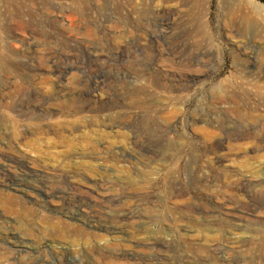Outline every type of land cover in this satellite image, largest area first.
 <instances>
[{
    "label": "rangeland",
    "instance_id": "1",
    "mask_svg": "<svg viewBox=\"0 0 264 264\" xmlns=\"http://www.w3.org/2000/svg\"><path fill=\"white\" fill-rule=\"evenodd\" d=\"M236 1L0 0V264H264V3Z\"/></svg>",
    "mask_w": 264,
    "mask_h": 264
},
{
    "label": "bare ground",
    "instance_id": "2",
    "mask_svg": "<svg viewBox=\"0 0 264 264\" xmlns=\"http://www.w3.org/2000/svg\"><path fill=\"white\" fill-rule=\"evenodd\" d=\"M165 1V0H164ZM238 1V0H237ZM237 1H236V3H237ZM230 2V1H229ZM232 2V1H231ZM234 3H235V1H234ZM240 3V2H239ZM234 6H235V4H234ZM233 9V8H232ZM234 10V9H233ZM230 11H232L231 9H230ZM235 11V10H234ZM245 11V10H244ZM233 12V11H232ZM231 12V13H232ZM234 14H236V15H239V14H241V16H246L247 14H245L242 10L240 11V8H239V10L237 9V11H235L234 12ZM230 33V32H229ZM230 36V35H229ZM87 164V163H86ZM90 167H92V166H90ZM88 169H90V168H88ZM93 169H95V168H93ZM87 170V169H86ZM88 171V170H87ZM90 172V171H89ZM8 173V172H7ZM9 173H10V171H9ZM6 175V174H5ZM13 175V174H12ZM20 178V177H19ZM24 181V180H23ZM99 181V180H98ZM98 181H96V182H98ZM53 188V187H52ZM53 191H54V189H53ZM43 195V194H42ZM40 196V195H39ZM46 198V197H45ZM83 199V198H82ZM77 209V208H76ZM90 211V210H89ZM93 212V211H92ZM67 214V213H66ZM65 214V215H66ZM80 214V213H79ZM131 215V214H130ZM129 214L128 215H126L125 217H128V216H130ZM68 216V215H67ZM88 216V215H87ZM82 218V217H81ZM88 218V217H87ZM122 218V217H121ZM129 219V218H128ZM92 221V220H91ZM90 223V222H89ZM118 223H120V222H118ZM89 225V224H88ZM13 249V248H12ZM103 252V251H102ZM122 252V251H121ZM126 252V251H125ZM108 253V252H107ZM112 253V252H111ZM133 254V253H132ZM123 257V256H122ZM126 257V256H125ZM117 258V257H116ZM121 258V257H120ZM127 258V257H126ZM137 258V257H136ZM139 258V257H138ZM125 259V258H124ZM128 259V258H127ZM132 259H134V258H132ZM141 260V259H140ZM143 260V259H142ZM142 260H141V262H142ZM125 262H126V260H124ZM128 261H129V259H128ZM131 261V260H130ZM40 262V261H39ZM42 262H44V261H42ZM47 262V261H46ZM132 262H134V260L133 261H131V263ZM139 262V261H138ZM140 263V262H139ZM143 263V262H142ZM48 264V263H47ZM106 264V263H105ZM136 264V263H135ZM146 264V263H145ZM152 264V263H151Z\"/></svg>",
    "mask_w": 264,
    "mask_h": 264
},
{
    "label": "trees",
    "instance_id": "3",
    "mask_svg": "<svg viewBox=\"0 0 264 264\" xmlns=\"http://www.w3.org/2000/svg\"><path fill=\"white\" fill-rule=\"evenodd\" d=\"M264 3V0H261Z\"/></svg>",
    "mask_w": 264,
    "mask_h": 264
}]
</instances>
